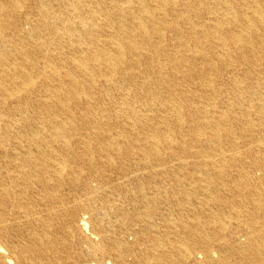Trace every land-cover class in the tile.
<instances>
[{
	"label": "bare ground",
	"instance_id": "bare-ground-1",
	"mask_svg": "<svg viewBox=\"0 0 264 264\" xmlns=\"http://www.w3.org/2000/svg\"><path fill=\"white\" fill-rule=\"evenodd\" d=\"M0 264H264V0H0Z\"/></svg>",
	"mask_w": 264,
	"mask_h": 264
}]
</instances>
